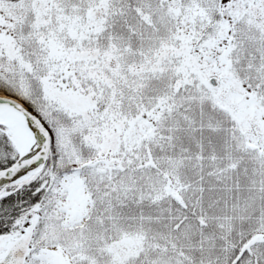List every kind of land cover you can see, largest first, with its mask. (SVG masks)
<instances>
[{"label": "snow or ice", "instance_id": "1", "mask_svg": "<svg viewBox=\"0 0 264 264\" xmlns=\"http://www.w3.org/2000/svg\"><path fill=\"white\" fill-rule=\"evenodd\" d=\"M0 264H264V0H0Z\"/></svg>", "mask_w": 264, "mask_h": 264}]
</instances>
